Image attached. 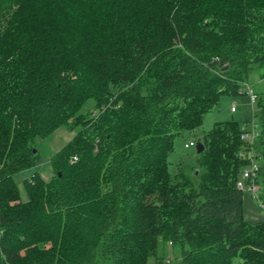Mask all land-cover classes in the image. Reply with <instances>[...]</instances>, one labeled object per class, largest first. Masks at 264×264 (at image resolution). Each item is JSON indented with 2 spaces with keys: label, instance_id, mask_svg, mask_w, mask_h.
<instances>
[{
  "label": "trees",
  "instance_id": "obj_1",
  "mask_svg": "<svg viewBox=\"0 0 264 264\" xmlns=\"http://www.w3.org/2000/svg\"><path fill=\"white\" fill-rule=\"evenodd\" d=\"M255 67L264 0H0V264H147L160 237L180 264H264V222L245 220L237 188L239 123L204 136L197 182L168 170L182 131ZM71 122L55 176L34 173L22 201L15 176Z\"/></svg>",
  "mask_w": 264,
  "mask_h": 264
},
{
  "label": "rangeland",
  "instance_id": "obj_2",
  "mask_svg": "<svg viewBox=\"0 0 264 264\" xmlns=\"http://www.w3.org/2000/svg\"><path fill=\"white\" fill-rule=\"evenodd\" d=\"M264 69L255 67L250 74L248 84L252 86L254 92L259 96V100H264V79H262V73ZM258 100V102H259ZM236 105L237 112L232 113L231 107ZM88 112L97 113L95 105L89 102L83 109L82 113L87 115ZM262 109L257 103L255 106L251 105L250 98L247 94H238L236 96L223 95L220 98L218 106L213 112L208 113L201 125L193 129H185L177 137L174 142V148L168 156V170L169 173L175 177L181 172H185L193 177V180L197 182L198 174H194L197 166V147H186V144L191 142L203 143L204 136L213 130L214 126L219 123H227L235 121L239 123L241 127H246L247 130L252 132L253 130L258 133L261 129L259 125V118ZM73 122V121H72ZM70 125H66L57 130L52 136L44 140L38 141V150L40 154V160L35 168L21 172L15 176L16 183L21 192L22 201L28 200L27 191L25 188V180L30 179L34 173H39L43 179L49 181L55 172L51 167L50 161L54 154H56L66 143H68L75 135V131L71 129ZM257 122V127L253 125ZM78 129V128H77ZM256 155L260 157L261 147L259 141L257 142ZM258 162V160L256 161ZM105 190V188H104ZM244 218L249 222H264V210L260 208L259 203L253 198V196L244 191ZM52 244L45 245L46 249H50ZM181 252L177 245H172L169 242L158 239L157 255L151 258L147 264H180ZM232 264H243L242 260L238 257L233 259Z\"/></svg>",
  "mask_w": 264,
  "mask_h": 264
},
{
  "label": "built area",
  "instance_id": "obj_3",
  "mask_svg": "<svg viewBox=\"0 0 264 264\" xmlns=\"http://www.w3.org/2000/svg\"><path fill=\"white\" fill-rule=\"evenodd\" d=\"M240 94H247L250 98V102L252 106H255L258 103L259 96L256 92H254L252 86L248 83H243L242 88L239 90ZM237 111L236 105L233 104L231 107V112L235 113ZM253 125L257 127V122H254ZM261 137V130L256 133L255 130L250 132L246 127H241V141L245 144L243 149L239 153V157L249 162V166H247L242 172L241 177L237 182V188L241 191H246L250 193L253 198L259 203L261 209L264 210V203L260 199V186L256 183L258 178V174L260 171V161L259 157L256 155L257 142ZM198 143L191 142L186 144L187 148L197 146ZM77 160V156L73 158V161ZM258 160V162H256Z\"/></svg>",
  "mask_w": 264,
  "mask_h": 264
},
{
  "label": "water",
  "instance_id": "obj_4",
  "mask_svg": "<svg viewBox=\"0 0 264 264\" xmlns=\"http://www.w3.org/2000/svg\"><path fill=\"white\" fill-rule=\"evenodd\" d=\"M196 147H197L198 155L201 154L204 151V149H205V146H204L203 143H198Z\"/></svg>",
  "mask_w": 264,
  "mask_h": 264
},
{
  "label": "crops",
  "instance_id": "obj_5",
  "mask_svg": "<svg viewBox=\"0 0 264 264\" xmlns=\"http://www.w3.org/2000/svg\"><path fill=\"white\" fill-rule=\"evenodd\" d=\"M236 112H237V111H236ZM236 112H235V113H236Z\"/></svg>",
  "mask_w": 264,
  "mask_h": 264
}]
</instances>
